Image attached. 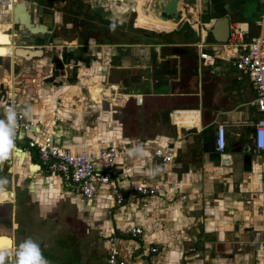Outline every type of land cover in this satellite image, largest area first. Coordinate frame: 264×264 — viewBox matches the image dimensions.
Segmentation results:
<instances>
[{
  "label": "crops",
  "instance_id": "obj_1",
  "mask_svg": "<svg viewBox=\"0 0 264 264\" xmlns=\"http://www.w3.org/2000/svg\"><path fill=\"white\" fill-rule=\"evenodd\" d=\"M16 1L0 0V27L14 40L10 52L0 50V83L29 69L28 119L76 152L119 147L114 175L128 190L116 207L105 187L85 198L48 171L27 146L30 133L17 143L8 135L0 191L11 199L0 202V235L12 240L10 262L17 263L19 241L31 239L42 249L51 240L61 248L59 261L41 252L47 264H69L67 254L72 264H104L114 234L123 257L140 264H264V152L253 138L261 113L231 45L237 28L245 41L259 34L264 0H182L179 21L163 18L152 0H28L34 22L58 37L60 28L66 38L75 34L62 46L15 23ZM224 17L228 40H209ZM16 47L42 53L20 57ZM6 112L0 85V120ZM220 125L232 161L216 166L204 150L212 132L216 147ZM154 147L173 161L156 156ZM142 181L157 194L129 190ZM134 226L143 227V238L130 235ZM155 246L160 252L147 256Z\"/></svg>",
  "mask_w": 264,
  "mask_h": 264
},
{
  "label": "built area",
  "instance_id": "obj_2",
  "mask_svg": "<svg viewBox=\"0 0 264 264\" xmlns=\"http://www.w3.org/2000/svg\"><path fill=\"white\" fill-rule=\"evenodd\" d=\"M259 27V34L251 41L244 40V30L242 28L235 29L231 45L238 50L234 62L235 67L249 76L257 93L252 105L258 109L261 117L255 123L253 138L255 148L260 152H264V11L259 21ZM201 58L206 62L209 56L208 54H202ZM28 74L29 69H26L24 72L3 78L0 83L6 91L7 111H12L15 117L14 123L10 125L8 131L11 140L17 143L18 140L23 138V132L30 133L26 141L27 146L36 150L41 162L46 165L48 171L75 186L85 198L97 197L100 188L105 187L106 199L110 202V206L123 205L128 189L124 190L117 176L114 175V167L119 155L122 153L121 149L116 145L107 143L96 151L76 152L57 143L44 127L28 119L26 115L25 95L27 94L25 86ZM30 79L33 83L36 82L35 78ZM137 102L143 103L141 95L137 97ZM2 120L5 124H8L6 115ZM226 146V128L224 125H220L216 136V150L224 153ZM153 153L165 162H171L174 159L172 153H168L160 147H154ZM129 190L142 196H154L158 192L155 187L145 181L131 186ZM144 233V229L141 226H134L130 229V235L134 239L143 238ZM109 242L111 246L107 252L104 264H140L123 257L117 244V237L114 234L109 236ZM159 252L160 247H150L146 250V255L149 256ZM20 264H23V262H20Z\"/></svg>",
  "mask_w": 264,
  "mask_h": 264
},
{
  "label": "water",
  "instance_id": "obj_3",
  "mask_svg": "<svg viewBox=\"0 0 264 264\" xmlns=\"http://www.w3.org/2000/svg\"><path fill=\"white\" fill-rule=\"evenodd\" d=\"M182 0H152V5H154L156 11L161 13L163 18L173 19L174 21H179L180 12L178 9L179 3ZM13 9L18 11L16 16L14 17V22L23 25L28 29V31L33 35H49V41L54 46H62L66 41V28H60V37L55 36L53 29L49 28L45 23H37L32 19L31 7L29 5L28 0H20L16 1ZM18 15V16H17ZM222 28V33L219 34V30ZM230 18L224 17L220 18L217 21L215 27L209 32V40L211 38H215V40L220 42H225L228 40L230 36ZM9 37L14 43L13 37L8 32H1L0 28V38ZM69 39H75V34L68 37ZM207 40V41H209ZM10 43L5 41H0V49L2 46H8ZM42 51L40 49L31 50L23 47L14 48V55L20 57H34L36 55H40ZM209 140L206 143V149L204 152L209 154V160L213 162L216 166L229 165L232 161V157L228 153H221L216 150L215 147V134L212 132L210 135L208 134Z\"/></svg>",
  "mask_w": 264,
  "mask_h": 264
},
{
  "label": "clouds",
  "instance_id": "obj_4",
  "mask_svg": "<svg viewBox=\"0 0 264 264\" xmlns=\"http://www.w3.org/2000/svg\"><path fill=\"white\" fill-rule=\"evenodd\" d=\"M14 119V113L9 110L6 112V120L8 121V124H5L3 120H0V150L4 147H9L10 141L8 140V131L10 125L14 123ZM21 248L23 249L21 252L23 253L24 264H47L46 260L42 257L39 245L33 240L28 239L24 241ZM29 249H31V253L25 258L24 254L28 252ZM21 252L16 254L17 264H20Z\"/></svg>",
  "mask_w": 264,
  "mask_h": 264
},
{
  "label": "rangeland",
  "instance_id": "obj_5",
  "mask_svg": "<svg viewBox=\"0 0 264 264\" xmlns=\"http://www.w3.org/2000/svg\"><path fill=\"white\" fill-rule=\"evenodd\" d=\"M0 232H1V230H0ZM6 233H9V231H7ZM0 234H2V233H0ZM60 237H61V239H64L65 234L60 235ZM101 240H102L103 245L105 246L104 242H106L107 238L105 236H103ZM23 243H24V241H19V244H18L19 245L18 252L23 251V249L21 248V246L23 245ZM36 243L39 245V248H40V251L41 252L43 250L47 252L46 255H45L46 256V259H52L53 261H59L60 260L59 259V258H61L60 255H56V253L61 248L59 246H57L58 244H56V241L51 240L49 242H46V245H48V247H49L47 249H42L40 247L42 244L40 243L41 244L40 245L38 242H36ZM59 243H62V242H59ZM11 251H13V250L9 249V250H5V251H3V252L0 253V264H12V262H10L11 261V256H10ZM65 257L68 259L69 264H72L71 263L72 260L70 258L71 255L70 254H67V256H65ZM20 260H23V253L22 252H21V258H20Z\"/></svg>",
  "mask_w": 264,
  "mask_h": 264
},
{
  "label": "bare ground",
  "instance_id": "obj_6",
  "mask_svg": "<svg viewBox=\"0 0 264 264\" xmlns=\"http://www.w3.org/2000/svg\"><path fill=\"white\" fill-rule=\"evenodd\" d=\"M1 32H3L2 31V28H1ZM10 39L11 38H9V37H6V39H5V37L0 38V41L1 42L2 41H5V42H9L10 43L8 46H2V48H1L3 50H6L7 49L6 52H8V51L10 52L9 49H11V46L13 44L12 40H10ZM66 39L68 41H72L73 40V39H69V38H66ZM9 55H11V54H9ZM102 93H103V90L101 89V87H99V90L97 92V95H101ZM9 198H10V195L7 192L0 191V202L1 203L3 201H5L6 199H9ZM11 247H12V240L10 239V237L7 236V235H0V253L3 252V251H5V250L11 249Z\"/></svg>",
  "mask_w": 264,
  "mask_h": 264
},
{
  "label": "snow or ice",
  "instance_id": "obj_7",
  "mask_svg": "<svg viewBox=\"0 0 264 264\" xmlns=\"http://www.w3.org/2000/svg\"><path fill=\"white\" fill-rule=\"evenodd\" d=\"M5 39H6V37H5ZM5 136H6V134H5ZM7 142V141H6ZM7 151V148L6 147H4L2 150H0V154H2V153H5ZM31 253V249H29L28 250V252H26L24 255H25V258H27V256L29 255ZM23 264H24V260H23Z\"/></svg>",
  "mask_w": 264,
  "mask_h": 264
}]
</instances>
